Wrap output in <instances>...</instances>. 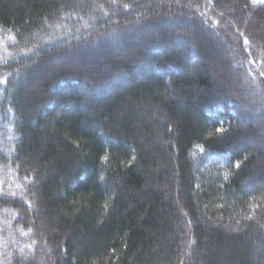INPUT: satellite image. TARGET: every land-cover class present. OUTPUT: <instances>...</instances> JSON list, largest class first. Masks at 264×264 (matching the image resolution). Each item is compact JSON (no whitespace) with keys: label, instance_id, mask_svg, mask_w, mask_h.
<instances>
[{"label":"trees","instance_id":"16d2710c","mask_svg":"<svg viewBox=\"0 0 264 264\" xmlns=\"http://www.w3.org/2000/svg\"><path fill=\"white\" fill-rule=\"evenodd\" d=\"M150 1V37L42 58ZM225 51L264 107L261 0H0V264H264V139Z\"/></svg>","mask_w":264,"mask_h":264},{"label":"rangeland","instance_id":"374dc122","mask_svg":"<svg viewBox=\"0 0 264 264\" xmlns=\"http://www.w3.org/2000/svg\"><path fill=\"white\" fill-rule=\"evenodd\" d=\"M148 3V2H147ZM151 1L140 7V9L143 10L144 7H151L153 8V6L157 5V4H161V1L154 3L153 5H151ZM157 7V6H155ZM95 11L98 13L99 12V8H95ZM114 11H116V9H114ZM100 12L103 15H106V12L104 10H100ZM146 13V15H145ZM142 17H139L138 19H132L129 23V25H127L124 29L122 30H111L106 36L100 37L98 39H96L94 41L93 44H90L89 42H86L84 44H81V47H77L76 45L72 46L71 45L69 47H67L66 49H62V51L57 52L56 54H52V55H45L42 56V58L44 59V61H46V63H49L51 65H56V67H54L55 69H58V71L55 72V76H59L62 73L59 71H63V68L61 69V64L66 65L65 63L68 62V60H70L69 62L71 64H77L80 65L81 64V60L85 57L90 58L92 57V55L94 54L95 56H99L101 57V54L103 53V50L107 49L108 47H112L113 44L115 43H119L117 45H121V41L126 42V40L128 41H139L142 39L141 36L145 37H150L155 29L152 30L153 26L155 24H163L166 25L164 23H161V21H163L162 17H157L154 15H150L149 12L147 11V9L145 8L142 12ZM166 16V15H165ZM131 19V17H130ZM181 20H179V23ZM184 22V24H186L188 26L191 27L192 24L194 23V21L192 20V18H186L182 20ZM177 22H175L176 24ZM167 27V26H166ZM162 28L167 31L164 26H162ZM168 28V27H167ZM49 30L48 28V24H44L43 28H40L39 31H35L33 32V39H37V37L42 38L40 36V33H43L45 31ZM125 30V31H124ZM134 31V33H133ZM32 35V34H31ZM29 35V36H31ZM156 37L157 34H155ZM106 39V44L105 46H101V47H96L95 48V43L96 41H100V39ZM115 39V41H114ZM159 38H156V40L151 43L153 46V44H156L158 42ZM148 38L144 39V42L147 41ZM41 43V47H45V42H47L48 40H40ZM150 42V41H149ZM148 42V43H149ZM150 44V43H149ZM115 46V45H114ZM122 46V45H121ZM120 47V46H117ZM122 48V47H121ZM121 48H119V51L122 50ZM123 51V50H122ZM222 64L219 68L218 71V76H222L225 80H228L229 83V91L231 92L232 96H236V95H242L244 96L243 98V104H242V110L245 114L246 117H248L250 120L253 121V124L255 125V129L256 131H258V137L259 138H263L264 139V107L263 105L256 101L258 98V93L256 91H254L252 88L249 89V83H248V79L245 77V75L241 72L238 71L237 68H235V65L233 64L232 61H230V54L228 52H223L222 55ZM40 58V59H42ZM40 59L35 61V63L29 67V70H37L40 65ZM48 61V62H47ZM44 63V65L46 64ZM50 65V66H51ZM23 75H18L16 77L15 84L17 83H25L27 82L29 79L28 78H23ZM257 103V104H256ZM258 115H261L258 118ZM257 116V118L255 119V117ZM261 148L262 144H261ZM264 150V148H263ZM36 260V261H35ZM27 264H32V261L28 262ZM34 264H42L41 262L37 261V259H34Z\"/></svg>","mask_w":264,"mask_h":264},{"label":"snow or ice","instance_id":"6c2138e0","mask_svg":"<svg viewBox=\"0 0 264 264\" xmlns=\"http://www.w3.org/2000/svg\"><path fill=\"white\" fill-rule=\"evenodd\" d=\"M261 2H264V0H261ZM245 43H247V39L245 38ZM261 75H264V73H261ZM217 131H220V129H218ZM237 167H239V164H237Z\"/></svg>","mask_w":264,"mask_h":264}]
</instances>
